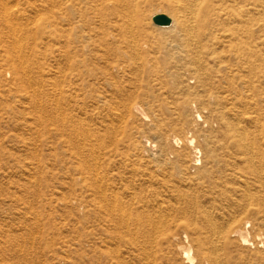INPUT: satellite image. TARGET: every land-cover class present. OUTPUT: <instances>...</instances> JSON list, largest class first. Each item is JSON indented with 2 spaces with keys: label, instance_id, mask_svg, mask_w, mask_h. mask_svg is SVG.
I'll use <instances>...</instances> for the list:
<instances>
[{
  "label": "rangeland",
  "instance_id": "1",
  "mask_svg": "<svg viewBox=\"0 0 264 264\" xmlns=\"http://www.w3.org/2000/svg\"><path fill=\"white\" fill-rule=\"evenodd\" d=\"M132 1L136 6L119 21L120 38L96 50L92 66L101 79L88 98L76 84L72 0H0V264H190L181 243L192 246L194 264H264V246L244 245L234 235L245 227L252 242L264 234V177L229 179L215 190L189 183L183 172H197L193 144L206 162L211 148H221L227 168L244 166L242 157L236 163L229 157L233 134L252 140L261 155L256 165L264 163V0L224 3L225 20L231 10L248 23L246 64H238L224 39L201 61L184 54L174 35L189 14L168 0ZM6 9L22 24L21 49L4 26ZM158 13L174 25L154 24ZM131 20L139 28L129 30ZM161 146L180 150V160L163 158ZM115 203L128 208L124 217L161 227L135 226ZM126 223L133 232L120 228Z\"/></svg>",
  "mask_w": 264,
  "mask_h": 264
},
{
  "label": "bare ground",
  "instance_id": "2",
  "mask_svg": "<svg viewBox=\"0 0 264 264\" xmlns=\"http://www.w3.org/2000/svg\"><path fill=\"white\" fill-rule=\"evenodd\" d=\"M168 1L170 3H172L173 5H175V4L178 5L179 6V9H181V12L184 15L189 14L188 23L186 25H182L181 30H179L177 32V34L174 35V38H175V40L177 42L176 45L181 49V51L184 52V54L185 53L187 54V53L191 52L195 57H197V59H200V57H205L207 55H212L215 50H214V48H211V46L215 45L216 42L219 39H224L226 42L227 41L230 42L231 51L233 52L235 58L237 59L236 61H238V64H240V63L241 64L248 63V59L246 57V54H244V53H246V50L248 48L249 37H250V32H249L250 29L248 27V23H246L245 25H243V24H241L242 22L239 19L240 16H242V14H244V13H242V14L239 13V12H237V13H230L231 10H228L226 12V14H229L230 15L229 20H225L222 17V12L225 10L224 3L227 2V1H229V0H168ZM6 2H7V0H6ZM72 2H73L72 10H73V17H74V30H73L72 42L74 44V52H75V57H76V64H75V67H76V84H77V87L79 88L78 90H81V91H84L85 90L87 92L86 97L90 98V97H93L94 93L98 90L96 84H98L99 81H100V79H101L99 77V75L95 71V68L96 67L95 66H92L93 65V62L95 61L94 55H97L96 50H98L103 44L108 43L109 42L108 38H113V41H116L117 38H120L121 32H122V27H121L119 21L126 14L127 10L130 9L131 7H135L136 4H133V1L132 0H72ZM7 3H5V5ZM5 5L3 6L4 9L6 7ZM7 8H9V7H7ZM34 9H35V7H34ZM9 10L10 9H6L5 13H4V11L2 13V15L4 14V26L6 28H8V29H11V31H12V36L11 37L13 39L12 41H14L15 43H17L15 47H18V49H21L19 35L21 34L20 33V30H22V29L20 28L21 26L20 27L18 26V24H21V22L16 23L17 25H15L14 22L16 20L15 21L12 20V18L14 17V14L11 11H9ZM37 15L38 14H36V16H34V17L37 18ZM126 16H128V14ZM34 17L32 19L33 21L35 20ZM15 18H16V16H15ZM151 18H152V21H153V15H152ZM35 21H34V23H35ZM16 22H18V21H16ZM128 22H129V20H128ZM31 24H33V23H31ZM127 25H128L129 30H131V31H133V29L135 28V26H137L139 28V25H137V21H135V20H131L130 24H127ZM173 25H174V23L172 21V24L171 25H169V26H160V27L168 28V27H172ZM18 30H19V32H18ZM24 31H25V29H24ZM26 31H27V27H26ZM241 31H242V33H241ZM24 35H25V33H24ZM26 35H27V32H26ZM131 35H132V33H131ZM26 37L23 39V42L26 39ZM14 42H13V44H14ZM131 42H134V41L131 39ZM13 44H11V45H13ZM190 47H192V50L190 49ZM23 49H25V48H23ZM15 51H17V50L15 49ZM18 53H20V52L18 51ZM16 55H18V54L16 53ZM139 55H140V53H139ZM139 55H138V57H140ZM19 56H21V55L19 54ZM26 57H27V55H26ZM17 58H18V56H17ZM26 59H28V58H26ZM19 61H21L20 58H19ZM199 61H201V59ZM24 66H26V65H24ZM26 76L28 77V74H26ZM28 78H30V76ZM202 78L203 77H199L198 84L203 86V85H205V83L203 81L204 79L202 80ZM29 87H30V85H29ZM56 87H57V85L55 83V89L54 90H57ZM31 89H32V87H31ZM151 95H153V94H151ZM201 96H203V95H201ZM36 100H40V99L37 98ZM57 101L58 100H56V103H57ZM54 104H55V101H54ZM44 108H45V106H44ZM139 109H140V107H139ZM115 110H116V108H115ZM119 114H121V113H119ZM234 114H235V112H234ZM60 115H62V114H60ZM121 116H123V115H121ZM119 117L120 116H117L118 120H119ZM198 117L200 119H202L201 114H198ZM199 118H197V119H199ZM47 119H49V118H47ZM62 120L65 121L64 119H62ZM119 121H118V123H119ZM121 121H123V120L121 119ZM122 124H124V123L122 122ZM117 126H119V124H117ZM225 126L229 128L230 127V123L227 121ZM113 129L115 130V128H113ZM75 132L78 134V132L76 130H75ZM237 132H238V130H237ZM208 134H210V133H208ZM233 137H234L233 147L236 148V150L234 152L230 153L229 154V157L230 158H233L235 163L239 160L238 159L239 156L242 157V161L244 162V166H242V167H240L239 165H237V166L232 165L231 167L227 168L228 165L226 163V153L224 154L223 153V149H221V148H220V150H222V151H220V150L218 151V150H215L214 148H211L210 149V153L212 154V160L210 162H208V161L206 162L203 159V156L200 155V153L202 154L201 149L197 145H194L193 144L194 143V140H190L191 145L193 144V146L195 148L196 156L193 159V163H194V166L193 167H195L197 169V172L195 173L194 176H191V174L189 172L187 174V172H186L188 170L187 168H185L184 169L185 171H183V166H182V169H181L180 166L178 167V169L180 171L182 170L184 172V174H185L184 176L187 178V180H188L189 183H192L194 185H200L202 187L208 185V187H210L212 189L214 188L216 190L219 186L222 187V188H226L229 179H231V180L233 179V181L236 180V179H242L243 181H245V183H247L248 182V176L247 175H249V174L257 175L256 180L258 182H262V179L264 177V163L261 164V166H257L256 163H255L257 157L260 158L258 160L260 162L261 155H260V153H257L255 151V147L253 145L254 142H250L252 140L248 141L247 137L246 136H242V134H240V135L239 134H237V135L233 134ZM83 145L84 144H82V146ZM89 145H91V144H89ZM154 145H156V144H154ZM171 148L172 149L170 150V149H168L165 146H161L160 147V154L162 155V157L165 158V159H170V157L172 156V154H174L176 156V160L177 161L180 160V158L182 156L181 151L178 150V149H176V148H173V147H171ZM90 149H91V147H90ZM221 153H223V154H221ZM92 155H94V153ZM93 165H95V164H93ZM93 167L95 169V166H93ZM100 167L98 168L99 170H100ZM88 168H89V166H88ZM94 172H96V170ZM97 172H98V170H97ZM97 172L95 174H93V179L96 182L97 181L101 182L100 179H99V176H98V173L100 171L98 173ZM99 186H100V184H99ZM101 188H103V187L101 186ZM171 188H173V187H171ZM105 189H106V187H105ZM113 191L114 190L112 189V194H113ZM102 192L105 193L103 191V189H102ZM99 193H100V191H99ZM129 193H130V191H129ZM246 193H247V195L249 194L248 192H246ZM103 195L104 194H102V196ZM116 195L117 194H115V196ZM103 198H105V197H103ZM112 198H113V196H112ZM117 198L118 197H115L113 199L116 200ZM105 200H106V198H105ZM247 200H251V199H247ZM179 201H180V199H179ZM248 203H250V201H248ZM131 205H132V203H131ZM248 205L249 204H245V205H241L240 204L239 207H241V210H242V208H243V210H246L248 208ZM104 206H107V202L104 204ZM113 206H114V204H113ZM163 206H164V204H163ZM117 207L119 208V211H120V213L122 215V218L123 219L124 218L127 219L128 218V215H129V218H130L131 223L132 224H135V226H136V224H138V225L141 224V226L153 227L154 228L153 225H158L156 223H153L154 221L148 222L147 219L146 220H142L141 218H138V217L137 218H131L130 217V214H128V213H127V218H126L123 215H124L125 212H127L126 210H128V208L125 209L126 207H124L123 204H120L119 205V204L115 203L114 210ZM164 207L166 208V206H164ZM129 210H130V208H129ZM181 210H183V209H181ZM111 211H113V210H111ZM167 212H168V210H167ZM165 215H167V214H165ZM169 217H170V215H169ZM234 217H236V216H234ZM119 218H121V216H119ZM122 218H121V220H122ZM232 218H233V216H232ZM210 220H211V218H210ZM117 222H119V220ZM162 222H164V221H162ZM173 223H174V221H173ZM246 224H247V227H248L249 226L248 225L249 224V220H247ZM120 226H122V225H120ZM129 226H130V224L126 223L125 227H120V228H125L129 232H133L134 231V230H132L133 228L132 227H129ZM158 226L161 227L160 225H158ZM158 226H155V227L159 231L160 229L157 228ZM212 227H214V226H212ZM217 229H220V227L217 228ZM213 231L215 233V230H212V236H214ZM155 235H157V234H155ZM219 235H218V237L221 236V235L220 236ZM234 235L235 236H238L239 239L243 242L244 245H253V244L256 243L255 246H258V245L264 246V234L263 233H259L257 235V237H256V240L253 241V242L251 240V233H250V231L248 229H246V227L245 228H239ZM174 236L176 237L177 235H174ZM215 236L213 237L214 240H215ZM183 237L185 238V240L188 241V235L186 233H185V236H183ZM153 238H154V236L152 237V239ZM176 238H175L176 240H179L181 237H178L177 236ZM197 241H198L199 245H203L205 243V239L204 238H198ZM211 242L213 243V240ZM153 243H155V242H153ZM142 246L145 248L144 245H142ZM217 248L214 247V250L216 249V252L219 251V249L217 251ZM178 249L182 252L183 258L185 259V261L187 263L194 264L196 257L193 256V253H192V250L193 249H192V246L191 245L185 246V245H183L181 243V245H178ZM144 251L145 250H143V252ZM145 252H147V251H145ZM213 253L215 254L214 251H213ZM214 254H212V255H214ZM150 255L151 254H149L148 256L146 255V257L150 259V257H152ZM216 255H217V253H216ZM146 257H144V259H147ZM216 257L217 256H215V258ZM147 262H148V260H147ZM214 262H215V260H214Z\"/></svg>",
  "mask_w": 264,
  "mask_h": 264
},
{
  "label": "water",
  "instance_id": "3",
  "mask_svg": "<svg viewBox=\"0 0 264 264\" xmlns=\"http://www.w3.org/2000/svg\"><path fill=\"white\" fill-rule=\"evenodd\" d=\"M154 24L158 26H169L172 24V18L164 13H159L153 16Z\"/></svg>",
  "mask_w": 264,
  "mask_h": 264
}]
</instances>
